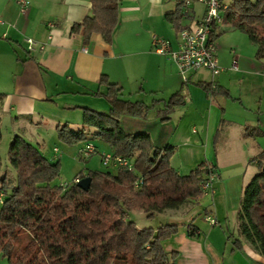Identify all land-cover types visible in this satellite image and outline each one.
Here are the masks:
<instances>
[{"label":"crops","instance_id":"1","mask_svg":"<svg viewBox=\"0 0 264 264\" xmlns=\"http://www.w3.org/2000/svg\"><path fill=\"white\" fill-rule=\"evenodd\" d=\"M119 1L112 41L106 43L93 34L85 45L71 28L90 15L89 0H27L26 16L19 13L15 0H0V122H22L38 131H53L66 123L78 131L85 109L106 116L110 112L104 99L93 96L105 91L99 85L105 75L121 89L122 99L153 106L145 119L121 116L119 125L124 132L147 134L159 149L171 146L170 163L180 175H187L202 162L214 167L210 189L197 204L164 214L166 224L178 226V232L161 243L166 254H176L171 264H225V256L232 252L231 257H236V250L247 251L261 262L249 245L242 242L240 249L229 245L231 236L241 240L236 215L242 191L258 173L250 166L258 164L264 151V59L256 58V46L243 37L221 41L226 28L229 33L236 32L222 22L216 44L222 72L206 80L202 74L195 78L198 73H209L199 70L183 84L175 65L152 48L156 36L177 50L179 33L166 16L176 11L181 0ZM203 13V6L193 3L187 15L181 13L183 29L194 26ZM25 39L36 43L34 51L27 50ZM233 60L237 70L230 69ZM239 79L256 86L250 99L245 93L234 92ZM199 84H211L218 91L210 96ZM176 93L183 104L162 123L155 113ZM246 127L255 130L254 138L244 136ZM54 149L57 155L59 150ZM108 152L112 153H102ZM208 218L215 225H210ZM190 224L197 228L194 238L188 236ZM231 228L234 231L228 234Z\"/></svg>","mask_w":264,"mask_h":264},{"label":"trees","instance_id":"2","mask_svg":"<svg viewBox=\"0 0 264 264\" xmlns=\"http://www.w3.org/2000/svg\"><path fill=\"white\" fill-rule=\"evenodd\" d=\"M90 15L72 25L71 33L87 45L93 34L110 43L118 24L119 0H89ZM182 5L166 16L173 30H183ZM222 22L243 33L256 46L255 56L264 59V0H232L223 11ZM104 92L93 96L104 99L109 114L83 111L82 128L68 124L55 127L58 138L68 146L89 142L88 133L100 140L113 156L127 158L133 171L116 168L89 171L65 186L54 185L59 160H48L19 135L9 145L8 162L15 172L10 183L2 174L0 159V256L8 264H171L176 254H166L161 243L178 232L174 224L157 228H138L127 214L138 210L151 220L167 211L192 207L202 198L201 183L214 167L207 162L180 175L171 165V146L155 147L147 134H128L119 125L123 115L145 119L152 105L122 99L121 89L105 75L100 77ZM206 94L216 95L211 84L198 85ZM183 104L174 94L156 111L162 123L174 108ZM254 129L246 127L244 136L254 138ZM1 141V131H0ZM264 161V151L258 157ZM89 178L88 190L75 180ZM141 181L135 187V185ZM237 234L264 258V167L243 188L236 215ZM188 236H197V228L186 227ZM26 235L22 242L20 236Z\"/></svg>","mask_w":264,"mask_h":264},{"label":"rangeland","instance_id":"3","mask_svg":"<svg viewBox=\"0 0 264 264\" xmlns=\"http://www.w3.org/2000/svg\"><path fill=\"white\" fill-rule=\"evenodd\" d=\"M253 1V0H250ZM224 4L229 5L231 4L232 0H224ZM222 36H221V41L227 40V38L235 39L243 37L245 40L247 39V36L243 33H240L236 31L235 33H229L230 31L226 28L224 31H222ZM240 36V37H238ZM240 40V39H238ZM237 40V41H238ZM242 40V39H241ZM219 41V38H218ZM250 46H255L253 45L250 41H246ZM245 42V43H246ZM248 51V50H247ZM203 75V79H211L210 73H198L195 78L200 77V75ZM216 77V76H215ZM194 78V80H195ZM255 85L252 83L248 82H243L242 79H239L235 84H234V92H239V93H245L248 95V99L251 98V89H255ZM159 98L161 96H158ZM168 97V96H166ZM164 97V98H166ZM247 99H245L246 101ZM151 118V117H150ZM151 120V119H149ZM22 122L15 124L14 122H10L9 120L3 119L2 122H0V131H1V141H0V159H1V166H2V174L1 176H5L7 180L10 183H13L15 180V172L11 168L9 162H8V150H9V145L12 141V138L14 137L15 134L19 135L23 139H25L27 142L32 144L35 147H38L40 153L47 158L48 160H53L54 155L55 157H59V170H58V177L54 180V185H64L67 183L72 182V180L78 176L82 175L85 176L90 170L91 171H105V167L101 163V158L100 154L94 155L89 159H83L79 157L78 155V145H72L68 146L65 145L57 135V132L55 130H50L43 128L42 130H34L33 128L27 127L23 124ZM131 127L136 126L135 124H131ZM15 129V133L13 134V131ZM88 141L92 142L94 146H97L100 151L99 153L102 152H107L109 151L104 144L97 138H95L92 133H88L87 136ZM80 145V144H79ZM57 147L59 152L58 154H54V148ZM109 153V152H108ZM222 161L225 160L223 156L219 157ZM261 167H264V161H258V164L256 165H251L250 169L253 170L254 172H258ZM1 198V195H0ZM206 200H203V202ZM127 219L129 221H132L135 223V225L140 228H157L159 225H162L165 223V215H156L153 219L148 220L145 217V214H143L141 211L134 210L131 211L130 213L127 214ZM234 231V229H230L228 234H231ZM235 235V234H234ZM237 235V234H236ZM26 235L22 234L20 236V240L24 242L26 240ZM235 236H231V242H230V249L234 248L233 242ZM236 248V247H235ZM229 249V250H230ZM237 249V248H236ZM254 251V250H253ZM238 255L236 257H231V253L229 255L227 254L225 256L226 262L225 264H264V258H262L257 252L254 251V254L258 256V258H261V262H256L255 259L252 258L253 255H251L247 251H239L236 250ZM234 253V252H233ZM228 258H232L233 261ZM228 262V263H227ZM0 264H8V261L0 256Z\"/></svg>","mask_w":264,"mask_h":264},{"label":"built area","instance_id":"4","mask_svg":"<svg viewBox=\"0 0 264 264\" xmlns=\"http://www.w3.org/2000/svg\"><path fill=\"white\" fill-rule=\"evenodd\" d=\"M15 2L19 8V13L22 16H26L28 9L27 0H15ZM193 3L203 6V16L194 26L185 28L179 32L177 50H172L168 41L156 36L152 37L153 51L166 57L175 65L183 84H188L189 75L199 70H205L213 77L220 74L223 70L218 64L216 44L218 41L217 29L222 24V14L227 6L222 3V0H181L180 5H182V9L184 10V16L187 15V11ZM49 27H52V24H49ZM24 42L29 52L35 50L36 43L33 40L25 39ZM230 52L234 55L235 50L231 48ZM230 69L237 70L236 60L232 61ZM54 152L56 153L57 150L54 149ZM97 154H100V161L105 168H122L133 171L132 164L127 158L115 157L112 153H99L91 142L84 143L78 152L79 157L83 159H89ZM213 178L214 173H210L207 180L201 183L200 187L203 194H207L209 191ZM75 181L79 182L78 179ZM139 183L141 181H138L135 187ZM207 221L210 225H215V221L212 218H208Z\"/></svg>","mask_w":264,"mask_h":264},{"label":"water","instance_id":"5","mask_svg":"<svg viewBox=\"0 0 264 264\" xmlns=\"http://www.w3.org/2000/svg\"><path fill=\"white\" fill-rule=\"evenodd\" d=\"M90 184V179L89 178H83L79 181L78 185L82 190H88Z\"/></svg>","mask_w":264,"mask_h":264}]
</instances>
